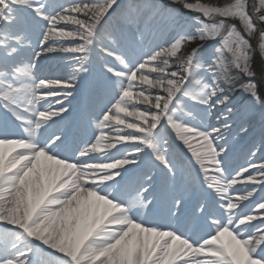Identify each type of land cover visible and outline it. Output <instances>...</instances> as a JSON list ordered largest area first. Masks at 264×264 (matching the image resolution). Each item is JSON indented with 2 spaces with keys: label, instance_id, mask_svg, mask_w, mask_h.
<instances>
[{
  "label": "snow or ice",
  "instance_id": "obj_1",
  "mask_svg": "<svg viewBox=\"0 0 264 264\" xmlns=\"http://www.w3.org/2000/svg\"><path fill=\"white\" fill-rule=\"evenodd\" d=\"M0 264H264V0H0Z\"/></svg>",
  "mask_w": 264,
  "mask_h": 264
},
{
  "label": "bare ground",
  "instance_id": "obj_2",
  "mask_svg": "<svg viewBox=\"0 0 264 264\" xmlns=\"http://www.w3.org/2000/svg\"><path fill=\"white\" fill-rule=\"evenodd\" d=\"M234 95H235L236 98L240 97V93L239 92H235ZM141 108H143V106H141ZM239 162L243 163L244 161H243V159H241Z\"/></svg>",
  "mask_w": 264,
  "mask_h": 264
},
{
  "label": "rangeland",
  "instance_id": "obj_3",
  "mask_svg": "<svg viewBox=\"0 0 264 264\" xmlns=\"http://www.w3.org/2000/svg\"><path fill=\"white\" fill-rule=\"evenodd\" d=\"M204 2H208V3H216L218 2V0H204ZM219 2H223V0H219Z\"/></svg>",
  "mask_w": 264,
  "mask_h": 264
}]
</instances>
